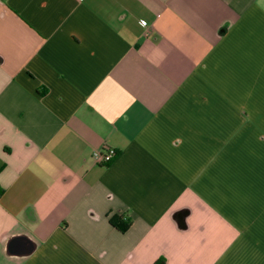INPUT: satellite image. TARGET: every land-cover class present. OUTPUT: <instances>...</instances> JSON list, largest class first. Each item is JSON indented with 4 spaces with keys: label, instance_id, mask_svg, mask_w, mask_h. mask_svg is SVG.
<instances>
[{
    "label": "crops",
    "instance_id": "1",
    "mask_svg": "<svg viewBox=\"0 0 264 264\" xmlns=\"http://www.w3.org/2000/svg\"><path fill=\"white\" fill-rule=\"evenodd\" d=\"M0 264H264V0H0Z\"/></svg>",
    "mask_w": 264,
    "mask_h": 264
},
{
    "label": "built area",
    "instance_id": "2",
    "mask_svg": "<svg viewBox=\"0 0 264 264\" xmlns=\"http://www.w3.org/2000/svg\"><path fill=\"white\" fill-rule=\"evenodd\" d=\"M117 154L118 151L115 148L105 146L100 149H95L92 152V157L98 164L108 165L114 160Z\"/></svg>",
    "mask_w": 264,
    "mask_h": 264
},
{
    "label": "trees",
    "instance_id": "3",
    "mask_svg": "<svg viewBox=\"0 0 264 264\" xmlns=\"http://www.w3.org/2000/svg\"><path fill=\"white\" fill-rule=\"evenodd\" d=\"M114 224L120 231H126L132 224L131 220L126 219L124 217L118 216L114 220Z\"/></svg>",
    "mask_w": 264,
    "mask_h": 264
}]
</instances>
